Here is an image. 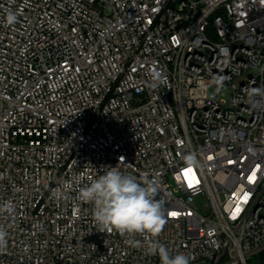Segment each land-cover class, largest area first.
<instances>
[{
    "label": "built area",
    "instance_id": "2783aa9c",
    "mask_svg": "<svg viewBox=\"0 0 264 264\" xmlns=\"http://www.w3.org/2000/svg\"><path fill=\"white\" fill-rule=\"evenodd\" d=\"M115 166L172 255L264 250V0H0V264H160L78 199Z\"/></svg>",
    "mask_w": 264,
    "mask_h": 264
},
{
    "label": "clouds",
    "instance_id": "9594fccd",
    "mask_svg": "<svg viewBox=\"0 0 264 264\" xmlns=\"http://www.w3.org/2000/svg\"><path fill=\"white\" fill-rule=\"evenodd\" d=\"M17 16L9 13L7 23L14 24ZM155 81L163 83L160 72L152 74ZM219 90V89H217ZM187 164L197 165L194 155L185 158ZM158 188L151 181L137 179L115 167L93 179L89 185L80 188L78 199L93 205V219L100 232L119 233L128 237L126 243L141 248L142 242L132 237H152L147 251L158 255L160 264H190V257L184 253L172 255L169 249L158 239L165 225V216L160 200L156 199ZM15 206L12 202L0 205V214L13 215ZM8 233L0 227V250L7 246Z\"/></svg>",
    "mask_w": 264,
    "mask_h": 264
},
{
    "label": "trees",
    "instance_id": "16d2710c",
    "mask_svg": "<svg viewBox=\"0 0 264 264\" xmlns=\"http://www.w3.org/2000/svg\"><path fill=\"white\" fill-rule=\"evenodd\" d=\"M259 256H257V258L255 260H253L254 264H264V250L258 254ZM254 259V258H252ZM251 259V260H252Z\"/></svg>",
    "mask_w": 264,
    "mask_h": 264
},
{
    "label": "rangeland",
    "instance_id": "374dc122",
    "mask_svg": "<svg viewBox=\"0 0 264 264\" xmlns=\"http://www.w3.org/2000/svg\"><path fill=\"white\" fill-rule=\"evenodd\" d=\"M221 97H222V98H227V97H228V93H222V94H221ZM257 256H259V255L257 254V255H255V256H253L252 258H254V259L250 260V261H249V264H254V263H253V260H255V259L257 258Z\"/></svg>",
    "mask_w": 264,
    "mask_h": 264
},
{
    "label": "snow or ice",
    "instance_id": "6c2138e0",
    "mask_svg": "<svg viewBox=\"0 0 264 264\" xmlns=\"http://www.w3.org/2000/svg\"><path fill=\"white\" fill-rule=\"evenodd\" d=\"M251 180V177L249 178ZM236 211H239V208L236 209ZM172 215H176V213H172Z\"/></svg>",
    "mask_w": 264,
    "mask_h": 264
}]
</instances>
